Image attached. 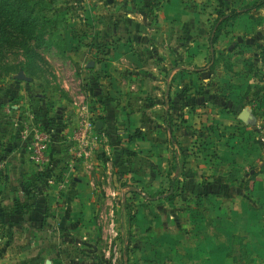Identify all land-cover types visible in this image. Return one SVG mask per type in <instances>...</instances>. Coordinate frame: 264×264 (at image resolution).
<instances>
[{
	"label": "crops",
	"instance_id": "crops-1",
	"mask_svg": "<svg viewBox=\"0 0 264 264\" xmlns=\"http://www.w3.org/2000/svg\"><path fill=\"white\" fill-rule=\"evenodd\" d=\"M223 3L226 6L227 0H223ZM229 7L233 8L230 5ZM164 8L167 12L160 13L163 19L177 23L184 20L181 0H169ZM253 9L255 8L224 22L218 32L211 26L209 35L216 34L217 37L221 32L223 34V27L233 25L242 14ZM187 24L189 27L185 31L188 35H195L200 31L193 27V20ZM144 32L148 36L147 41H154L155 48L157 47L154 53L150 51L156 60L152 63L149 61L150 54L147 49L141 55L137 54V58L131 57L129 50L133 46L125 47L123 57L129 60V66L125 65L121 73L128 76L121 74V77H116L113 71H108L110 76L105 73L108 77L104 75L113 85L121 79L124 91L120 93L116 89L119 93H114V86H106L107 94L97 98L105 103L100 107L95 105L93 109L86 108L83 102L80 107H69L68 102L60 108H51L46 104V99L31 93L32 77H25L17 84L12 82L1 86L0 199L7 194L10 199L14 196V200H22L20 195L26 188L31 187L33 191L28 194L29 203L24 204L19 200L15 203L16 208L22 212L56 211L59 226H63V223L66 228H83L88 224V219L84 216L98 208L97 200L113 196L111 189L102 184L105 177L110 179L111 163L103 153L98 155L103 147L90 158L72 159L66 140L71 128L84 118L88 122L94 120L99 132L124 133L125 136L122 135L119 141L115 140H118L119 134L114 136L112 142L115 144L111 148H120L118 144H122V148L131 152L128 156L124 153L126 161L123 160L122 164L131 171L130 166H135L134 162L137 160L135 173L139 178L150 180L158 179L162 175L163 149L166 147L164 135L173 136L172 139L175 138L185 152L181 161L182 167L170 170L168 176L180 180L178 192L188 191V195L193 198V203L188 207V212L191 213L187 221L190 233L185 239H177V248L174 250L176 259L185 257L187 264H264V142L257 136L255 125L258 110L255 102L264 101V91H256V86L264 85V77L257 83L239 80L238 77H243L242 74L246 78L249 72L252 73L249 63L245 69L237 68L239 64L235 62L236 57L242 55L246 47L241 44L237 45L240 49L233 54L224 52L210 57L207 67H194L190 64L173 66L169 61L170 65L165 68L166 64L163 62L167 61V54L170 56L172 52L165 54L160 48L163 42H166L167 47L172 46L169 39L174 37V32L171 29L154 28ZM114 33L111 29L109 36ZM216 40L217 38L210 42L209 37V46L214 45ZM100 63H103L101 68L105 70L114 62ZM261 63L263 66L264 63ZM212 75L217 79L210 81ZM163 84L165 90L162 89ZM242 86L243 89L238 95L237 89ZM210 88L211 93L214 92L213 98L218 100L216 102L219 111L203 125L205 128L200 126L192 130L193 133H188L187 128L181 129L176 125V114L179 110L180 123L186 124V127L195 126L198 115L194 111L208 101ZM221 88L225 91H220ZM233 94L238 95L237 101H243L244 98L251 101L256 107L255 110L235 111L229 104ZM36 102L39 108L35 105ZM242 110L247 113L244 119L239 116ZM37 116L46 120L45 129L41 130L47 131L49 137L46 158L40 168L27 158L28 142L18 134V124L21 121L28 120L26 117L35 121ZM261 118L264 122V116ZM210 124H217L214 126L218 127V131H211ZM203 129L210 131L209 138L198 137L205 136ZM134 130L139 131V136L129 141L128 137ZM177 130L180 133H176ZM185 135L187 142L181 144L179 138L182 139ZM133 153L137 157L135 161L134 158H129ZM7 186L15 191L9 192ZM54 187L57 189L53 192ZM173 194V198L177 196L174 192ZM50 199L58 201V208L51 205ZM70 259L80 260L78 254Z\"/></svg>",
	"mask_w": 264,
	"mask_h": 264
},
{
	"label": "rangeland",
	"instance_id": "rangeland-1",
	"mask_svg": "<svg viewBox=\"0 0 264 264\" xmlns=\"http://www.w3.org/2000/svg\"><path fill=\"white\" fill-rule=\"evenodd\" d=\"M26 1L32 11L30 16L36 20L22 33L0 17V88L32 77L31 93L46 99V104L51 108H60L68 102L69 107H80L83 102L86 108L93 109L95 105L100 107L105 104L97 98L107 94L106 86H114V93L124 91L121 79L113 85L105 79L108 77L105 73L110 76L108 71H113L116 77H121L123 67L129 64V60L123 57L124 49L132 46L129 50L131 57L137 58V54L141 55L147 49L149 61L154 62L156 58L151 56L150 51L154 53L157 47L154 41H147L148 36L144 32L150 28L171 29L174 32V37L169 39L172 46L167 47L166 42H163L160 48L164 53L172 52V57L165 53L168 57L163 62L165 68L170 62L173 66L190 64L205 67L210 57L224 52L233 54L240 49L237 45L241 44L246 47H243L242 55L236 57L235 62L239 64L237 68L245 69L249 63L252 73L249 72L246 78L242 74L239 80L257 83L264 77V65L261 66L264 58L261 52L264 50V4L242 14L233 25L223 27V34L221 32L215 44L209 46V37H212L210 27L218 9V0H181L182 19L186 20H180L183 23L169 22L161 17V12H167L164 5L169 0ZM10 2L4 0L2 4ZM253 3L256 0H227L226 6L223 3L221 9L226 12L231 8H228L229 5L244 9ZM191 20L195 23L193 27L200 30L196 32L198 34L188 35L185 31L189 27L187 22ZM111 29L115 31L113 36H109ZM106 61L114 63L105 66L104 70L100 62ZM218 64L222 65V62ZM211 79L214 81L217 78L212 75ZM162 89L165 90L164 84ZM241 89L243 86L237 89L238 95ZM209 91L208 101L194 111L198 115L195 126L186 127V124L180 123L179 110L176 125L181 129L187 128L188 133H193L191 131L200 126L205 128L203 125L219 111L218 100L213 98L214 92L211 93L212 88ZM220 91L225 89L221 88ZM238 95L233 94L229 102L235 111L255 110V105L246 98L237 101ZM255 103L258 110H264V101ZM35 105H38L37 102ZM258 110L255 115L257 136L264 142V122L261 118L264 112ZM41 120V117L35 118L33 124L45 129L46 120ZM91 124H94V120H91ZM214 125L217 124H210L211 131L217 132L218 127ZM202 131L206 133L205 136L198 137L209 138L210 131ZM98 133L100 137L102 135L100 143L103 147L98 155L103 153L111 163L110 179L105 177L102 184L111 189L113 196L102 197L103 200L96 198L98 208L84 216L88 224L80 219L86 226L66 228L63 223V226H59L56 211L22 212L15 204L20 199L14 200V196L10 199L9 195L4 194L0 199V264H43L44 260H49L50 264H187L185 257L176 259L174 250L177 248V239H185L190 233L187 221L191 213L188 207L193 203V198L188 195V191L178 192L180 180L168 176L170 170L182 167L185 151L175 138L172 139L173 136L164 135L166 147L163 149L161 177L153 180L139 178L135 173L138 165L136 155L133 153L129 157L136 160L135 166H130L132 169L129 171L128 166L122 164L126 159L124 153L128 150L122 148V144H118L120 148H111L115 144L112 142L114 136L119 134L118 140L115 139L119 141L122 135L125 136L124 133ZM176 133H180L179 130ZM185 137L179 138L181 144L187 142ZM170 184L177 195L173 200L164 196ZM7 187L9 192L15 191ZM53 189L54 192L57 188ZM32 191L31 187L26 188L19 202L29 203L28 194ZM49 201L58 208L57 200ZM78 237L84 238L78 240ZM74 254H78L80 260L70 259Z\"/></svg>",
	"mask_w": 264,
	"mask_h": 264
},
{
	"label": "built area",
	"instance_id": "built-area-1",
	"mask_svg": "<svg viewBox=\"0 0 264 264\" xmlns=\"http://www.w3.org/2000/svg\"><path fill=\"white\" fill-rule=\"evenodd\" d=\"M19 136L28 142L27 158L38 168L45 161L46 145L49 141L47 131L35 127L33 121L28 118L19 124ZM100 134L96 131L95 125L81 118L76 125L71 128L66 137L72 159H87L94 153L101 150ZM39 170V169H38ZM50 183V180L47 181Z\"/></svg>",
	"mask_w": 264,
	"mask_h": 264
},
{
	"label": "trees",
	"instance_id": "trees-1",
	"mask_svg": "<svg viewBox=\"0 0 264 264\" xmlns=\"http://www.w3.org/2000/svg\"><path fill=\"white\" fill-rule=\"evenodd\" d=\"M11 2L3 5L2 3L4 0H0V17L6 20V23L8 25H11L12 27H15L18 32L22 33L27 26L31 25L36 19L34 17H31V9L27 5L26 0H10ZM255 2V1H254ZM264 4V0H256V3H253L252 5L246 7V8H230L228 11H224L221 9L223 6V0H218V9L216 10V19H214V22L212 24V29H214L215 32H218L222 28V24L224 22L233 19L237 14L246 12L249 9L259 7ZM24 12V14H21V12ZM219 18L220 21L218 20ZM226 24V23H225ZM216 38V34H212V37L210 38V42H212ZM262 55L264 56V50L261 51ZM264 63V58L263 61ZM262 90L264 91V85H257L256 91ZM99 132L98 130H96ZM139 136V131L134 130L132 135L128 137L129 141H132L133 138ZM128 154H131V152H125ZM171 184L169 185L166 194L164 195L166 199L171 200L174 196L173 190L171 189ZM172 190V191H171Z\"/></svg>",
	"mask_w": 264,
	"mask_h": 264
},
{
	"label": "water",
	"instance_id": "water-1",
	"mask_svg": "<svg viewBox=\"0 0 264 264\" xmlns=\"http://www.w3.org/2000/svg\"><path fill=\"white\" fill-rule=\"evenodd\" d=\"M246 115H247L246 111H244V110L240 111L239 116H240L242 119H244V118L246 117ZM44 264H49V261H48V260H45V261H44Z\"/></svg>",
	"mask_w": 264,
	"mask_h": 264
}]
</instances>
